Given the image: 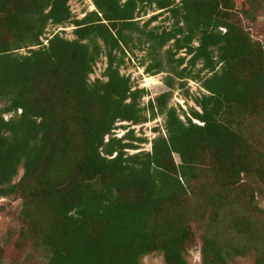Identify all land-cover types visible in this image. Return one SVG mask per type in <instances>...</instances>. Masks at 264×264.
Wrapping results in <instances>:
<instances>
[{"label":"trees","instance_id":"obj_1","mask_svg":"<svg viewBox=\"0 0 264 264\" xmlns=\"http://www.w3.org/2000/svg\"><path fill=\"white\" fill-rule=\"evenodd\" d=\"M71 1L0 0V195L22 204L19 250L32 246L43 264H141L153 253L188 264L203 224V264L250 253L264 264V44L244 25L262 0H91L82 19ZM147 6L161 13L142 26ZM165 13L172 28L150 30ZM69 25L74 40L46 38ZM170 44L178 79L191 73L175 54L202 66L206 93L185 120L169 107L172 92L142 108L147 91L122 74L127 56L147 47L146 72L162 75ZM103 57L105 80L92 82ZM159 114L167 136L130 155L144 141L116 137L118 124Z\"/></svg>","mask_w":264,"mask_h":264},{"label":"rangeland","instance_id":"obj_2","mask_svg":"<svg viewBox=\"0 0 264 264\" xmlns=\"http://www.w3.org/2000/svg\"><path fill=\"white\" fill-rule=\"evenodd\" d=\"M178 3H180V1H178L177 4ZM262 3L264 5V0H262ZM70 6L74 16L78 19L84 18L86 13L95 10V6L93 5L91 0H72L70 2ZM147 10V14L145 16H142L143 18L140 19L142 26L150 21V19H152L154 16L161 13L156 8L151 9L149 6H147ZM173 23L174 20L172 19L171 14L165 13L163 14V16L159 17V19L152 26H150L149 29L151 30L153 29V27H160L161 30L171 29ZM244 25L248 33L255 41H260L262 44H264V9L263 11H261V13L258 14L257 21L255 23L245 22ZM74 29L75 28L71 25L66 27L51 26L48 30L46 38L60 33L64 37L70 40H74ZM197 45L198 44H195V46ZM172 47V44H170L161 52V55H159L160 59L163 61L166 67V70L162 75L152 76L146 72L147 68L153 64V60L149 58L147 47L143 48L144 50L135 49L133 53L127 56L125 65L122 68V74L131 78L134 90L144 89L145 91H147L148 95H146V97L141 102L142 108H148L150 102H155L156 99L159 96L161 97L162 94L172 92L173 96L169 102V107L176 109L178 112V116L182 117V119L185 120L184 115L191 114L192 109L199 110V108L196 106L195 99L197 97H201L204 93H206V91L202 88L200 79H197L202 66L199 64L197 67L193 68L189 64L192 57L187 56L186 51L175 54L174 59L176 61L184 57L187 59L185 65L183 67H180L179 69L182 70L189 67V72L191 73L190 78L188 79H178V77L173 74L171 68L169 67V65L171 64V56L169 55L168 51ZM177 65L178 63H174V66L178 67ZM106 69L107 59L103 57L98 63L95 74L91 77V81L95 82L98 79L105 80L104 74ZM168 81L173 84L174 88L172 91L167 86ZM0 107H2L1 103ZM6 119H10V117H7ZM166 120V116H160L159 114L156 119H151L149 123L141 126H132L129 123H119L118 130L114 132V135L118 138H123L131 131H134V136L138 139H142L144 142L136 143L140 150L129 151V154L134 155L141 152H152L153 142L158 137L167 136ZM252 128L254 129V132L252 131ZM259 128L257 129L256 126L249 127V130L252 133L251 139L255 141L259 140V135L257 134L259 132ZM106 140L108 142L110 140V137H108ZM259 143H261V145H264V140H261ZM175 159L177 164H181V160L178 155H175ZM23 175L24 170L21 169L19 176L15 179V182H19L22 179ZM257 202L259 207L264 210V199L258 197ZM21 209L22 204L20 201L14 200L13 198H5L0 195V264H43L44 262L42 257L35 251L32 246H28L22 251L17 247L16 243L22 227V223L20 220ZM207 222L208 221H206L205 223ZM225 225L229 230L230 228L232 230H234L235 228L233 227V222H228ZM203 226V224L194 225V229L197 235V245L187 254L186 259L188 261V264H203V257L201 253V239L204 233L201 229H199V227ZM220 233L223 237L229 234V232H227V230L225 229H221ZM225 238H228V236H226ZM228 262L229 264H256L253 253L245 255H234L233 258L228 260ZM141 264H166V261L163 254L153 253L144 257Z\"/></svg>","mask_w":264,"mask_h":264}]
</instances>
